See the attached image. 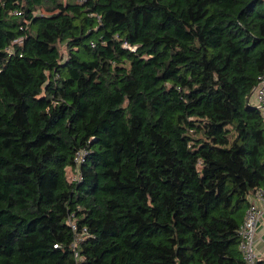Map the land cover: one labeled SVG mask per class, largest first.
<instances>
[{
  "label": "trees",
  "instance_id": "obj_1",
  "mask_svg": "<svg viewBox=\"0 0 264 264\" xmlns=\"http://www.w3.org/2000/svg\"><path fill=\"white\" fill-rule=\"evenodd\" d=\"M263 75L264 0H0V264H246Z\"/></svg>",
  "mask_w": 264,
  "mask_h": 264
},
{
  "label": "built area",
  "instance_id": "obj_2",
  "mask_svg": "<svg viewBox=\"0 0 264 264\" xmlns=\"http://www.w3.org/2000/svg\"><path fill=\"white\" fill-rule=\"evenodd\" d=\"M259 79V83L253 90V96L255 105L264 114V75ZM263 212L264 188H258L250 197L249 206L239 229V250L246 264H255L257 261L264 259L256 255L254 247L255 228Z\"/></svg>",
  "mask_w": 264,
  "mask_h": 264
},
{
  "label": "crops",
  "instance_id": "obj_3",
  "mask_svg": "<svg viewBox=\"0 0 264 264\" xmlns=\"http://www.w3.org/2000/svg\"><path fill=\"white\" fill-rule=\"evenodd\" d=\"M254 245L256 254L258 256H264V212L262 213L256 226Z\"/></svg>",
  "mask_w": 264,
  "mask_h": 264
},
{
  "label": "rangeland",
  "instance_id": "obj_4",
  "mask_svg": "<svg viewBox=\"0 0 264 264\" xmlns=\"http://www.w3.org/2000/svg\"><path fill=\"white\" fill-rule=\"evenodd\" d=\"M60 49H62V51L63 52H65V50H64V47L63 46H60ZM68 176L70 177V178H75V172L74 171H72V170H68ZM257 226V225H256ZM255 234H256V228H255ZM254 242H255V235H254ZM254 247H255V245H254ZM256 253V252H255ZM257 255V254H256ZM258 256V255H257ZM258 257H261V258H264V256H258ZM263 260V259H262Z\"/></svg>",
  "mask_w": 264,
  "mask_h": 264
}]
</instances>
